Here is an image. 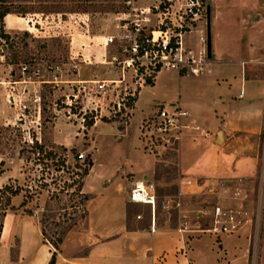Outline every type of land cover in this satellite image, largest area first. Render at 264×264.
Instances as JSON below:
<instances>
[{"label":"rangeland","instance_id":"obj_1","mask_svg":"<svg viewBox=\"0 0 264 264\" xmlns=\"http://www.w3.org/2000/svg\"><path fill=\"white\" fill-rule=\"evenodd\" d=\"M64 3L71 2L64 1ZM91 3L103 6L113 4L115 8L113 12L86 9L85 12L75 13H29L22 17L23 19H20L21 16L18 15H7V24L5 23L4 29L11 36L9 42L12 44V51H5L0 55V187L11 183L13 187L19 185L22 188L11 197L9 204L11 208L6 211V214L17 215L20 218V214L27 215L26 211L29 210L37 223L43 218L42 213H48L47 209H51L53 215L45 223L47 238L52 237L53 231L62 230L73 218L76 219V224L72 226L65 245L61 246L68 253L73 252L74 249H81L80 241L84 235L86 223L85 215L81 217L84 207L82 206L80 210L70 208L73 201L70 200L71 197L66 194L65 189L59 192L66 186L64 181L71 183L72 176L69 177L61 168L57 170V158L65 154L66 165L73 169L76 162L75 156L77 157L79 152L85 155L83 160L77 159L80 164L92 161L91 147H93L95 167L89 183L92 186L96 185L94 180H97L102 166L105 164L112 167L121 157L119 145L112 136V131L114 128L121 130L128 126L135 97H125L126 108L123 109L121 106L120 112H114L115 102L120 101L118 98L124 95L122 86H116L117 82L107 83L106 93L78 94L76 102L72 94L77 93L79 81L117 80L118 70H121L120 61L129 56V45L134 38V35H128L129 32L123 27L125 21L117 19L118 14L127 12L139 14L140 10L148 7L153 10L157 0H94ZM261 3H264V0H205L206 6H210L211 36L215 39V50L218 49L217 51H222L224 54L231 44L230 36L235 47H251L250 51L254 49L244 56L245 72L252 77L264 76L262 64L264 39L260 38L261 35L262 38L264 37V23H256L254 20L242 21L239 14L248 6L255 7ZM34 5L36 6L37 2H34ZM227 11L237 12L229 23H226L224 19V13ZM149 16L151 20L143 27V35H151L150 31L156 23L155 16L153 14ZM20 23L24 25L21 30ZM222 30L227 36L221 39ZM193 31L199 32L198 37H204L206 46V15L196 23ZM109 36L113 37L111 43L106 42ZM201 44L199 41L191 48L196 50ZM212 51H214L213 48ZM216 52L214 51L209 59V68L217 56ZM12 55L17 63H9ZM24 63L30 69L34 67L39 69V74L34 77L35 82H22L20 64ZM125 71L134 83L132 68H125ZM232 72L234 71L224 70L218 73L214 69L212 73L205 72L200 78L185 75L181 84L183 94L193 98L201 95L213 98L216 93L212 82L214 76L226 77ZM173 77L171 72L166 70L161 72L159 88L163 92H170L164 84L173 82V93H178L179 83L174 81ZM147 81H152L151 77ZM132 87L133 89L128 90L137 94L139 86L133 84ZM201 87H203L202 94H200ZM119 89L122 91L116 98V91ZM37 90L41 95L39 104L33 101V93ZM150 98H152L150 91L143 90L141 104H148ZM20 99L29 107L23 112L20 110ZM95 122L99 126L93 128ZM63 136L78 138V144L66 147V153L60 149L64 146L59 143ZM34 141L44 145L47 150L56 151L57 156L50 158L44 155L45 153L32 152L30 147ZM246 141L258 144L259 165L254 178L255 191H251L250 199L247 202L243 201L240 207L252 213L253 237L249 247L248 264H260L259 244L264 202L261 203V214L257 221L254 208L259 188L260 195L262 197L264 195V144H261L264 143V138L260 142L258 137L248 135ZM178 150H167L161 155L149 154L155 170L154 178L150 179L156 185L155 223L160 228L178 229L187 224L202 230L209 226L210 215L198 217L197 213L204 214L210 209L212 196L204 193L202 187L198 189L201 192H181V190L190 191L191 188L180 183V176L184 174L178 167ZM54 178H58L57 183L52 182ZM128 180L132 181L130 178ZM201 180L200 178L197 181L200 183ZM221 180L223 179L218 181ZM43 183H46V186H43ZM129 187L130 185L125 183L122 188L127 201ZM28 189L30 192H27ZM67 189L71 191L70 188ZM52 193H58L60 199L52 198ZM25 195L28 198L24 204ZM134 206L132 211L141 215L140 219L137 218L139 224L147 223L150 217L152 219L150 205L137 203ZM90 207L93 210V205ZM64 219L67 220L64 221ZM51 221L52 223L61 222V225L53 227L52 224L47 223ZM208 236L214 238L210 233L204 234L203 238ZM11 244L13 247L11 254L16 259L19 251L17 236H13ZM8 257L10 259V255ZM46 258V251H40L35 258V264L44 262ZM8 261L4 264H9Z\"/></svg>","mask_w":264,"mask_h":264},{"label":"crops","instance_id":"obj_2","mask_svg":"<svg viewBox=\"0 0 264 264\" xmlns=\"http://www.w3.org/2000/svg\"><path fill=\"white\" fill-rule=\"evenodd\" d=\"M235 14L237 12L234 11L224 13L225 22L233 20ZM239 15L242 21L254 20L256 23H264V3L255 7L248 6ZM4 22L7 24V16ZM22 28L24 25L20 23V30ZM197 34L198 31H191L186 36L185 43L188 47L199 43L201 36L198 37ZM220 35L221 39L227 36L224 30ZM260 38L264 39L262 35ZM229 39L232 45L230 44L222 54V51L215 50V39L211 36L212 48L217 51V56L210 68L208 65L206 72L212 73L214 69L218 73L224 70L234 71L226 77L214 76L212 82L216 93L213 98H208L207 95L193 98L183 94L181 84L184 77L200 78L204 73L185 76L173 69L166 71L171 72L174 81L179 83L178 93H173V82L164 84L172 93L163 92L159 88V75L163 70L155 75L151 84L142 85L138 89L130 123L124 129L114 128L112 131L121 157L112 167L105 164L102 166L97 180H94V186L89 183L95 167L94 148L91 147L92 166L82 185V192L89 194L90 198L86 202V228L80 241L81 249L68 253L61 248L65 245L70 231L60 246L55 264H248L249 247L253 237L249 215L243 218L241 226L234 233L221 235L219 239L214 235V238H203L204 234L209 233L192 225L186 224L185 228L181 229L158 227L155 219L154 223L152 221L155 210L152 219L150 217L147 223L139 224L141 215L132 211L137 203L127 201L122 193L125 183L131 185L135 179L154 178L153 160L142 148L138 125L140 120L152 111L155 103L167 102H179L189 113L188 127L180 141L177 163L180 172L184 174L180 176V183L191 189L181 192H197L202 186L195 184V180L200 178L201 181L211 184L219 179L233 181L244 178L248 182L246 187L250 193L255 191L254 178L259 165V149L258 144L247 142L246 137L252 135L259 138V135L264 133V76L252 77L246 74L244 56L254 49L250 51L251 47H235L231 36ZM118 71L116 86H122L124 92L126 89H133L128 72L125 71L122 79V72L120 69ZM145 89L150 91L152 98L148 104L143 105L141 101ZM202 90L203 87L200 94ZM120 91L122 90L116 91V98ZM97 122L93 128L99 126ZM77 139L63 136L59 143L69 148L78 144ZM129 178L132 179L131 182ZM187 180H190V183H186ZM92 205L93 210L90 207ZM137 215H140V218L137 219ZM197 216L204 217L209 214L207 211L204 214L198 212ZM153 224L154 230L151 229ZM13 236H17L19 240L16 259H12L11 254ZM42 250L46 251L47 258L44 262L36 264H48L52 247L42 241L40 227L32 216L20 214L18 218L17 215H5L0 235V264L7 260L9 264H35V258ZM259 259L260 264H264V212Z\"/></svg>","mask_w":264,"mask_h":264},{"label":"built area","instance_id":"obj_3","mask_svg":"<svg viewBox=\"0 0 264 264\" xmlns=\"http://www.w3.org/2000/svg\"><path fill=\"white\" fill-rule=\"evenodd\" d=\"M153 8V10L149 7L143 10L139 9V14L131 12L118 14L117 19L125 21L123 27L129 32L128 35H134L129 45V56L120 61L121 78L124 77L125 68L131 67L134 75L133 84H137L140 88L148 83L147 79L150 77L153 80L160 70L173 69L185 75L205 73L208 70L209 59L204 37H200L199 40L202 44L196 50L188 47L185 43L186 36L195 28L196 23L206 15L205 0H157ZM149 14L155 16L156 23L150 31L151 35H143V27L151 20ZM106 42H113V37H107ZM262 64L264 65V60ZM20 71L23 75L22 82L33 83L35 82L34 77L39 74L38 68L30 69L25 63L20 64ZM115 82V80L79 81L76 88L77 93H73L72 97L76 102L79 97L78 94L106 93L107 83ZM135 95L134 92L126 89L124 95L118 98L120 101L115 102L116 109L114 112H120L121 106L123 109L126 108L125 97ZM33 101L38 104L41 102V95L38 90L33 93ZM28 108V105L20 99V110L23 112ZM188 118V111L181 107L179 102L155 103L152 111L145 115L138 125L143 150L147 154L154 155H161L167 150L177 151L184 130L188 127ZM84 158V153L79 152L77 154L78 160ZM197 180H195V184L202 186L204 193L212 196L211 207L207 210L210 215L209 226L203 228L202 231L214 235L217 239L221 235L232 234L237 231L246 215H249L252 223V213L250 214L247 209L244 210L240 207L243 201L247 202L250 199V191L246 187L248 182L244 178L233 181L221 180L214 184L205 181L199 183ZM187 183H190V180H187ZM128 201L148 204L152 207L153 213L156 205L154 181L133 180L128 191ZM262 201L264 202V199L260 195L259 188L254 208L256 221L261 214ZM136 217L140 218V215ZM152 221L154 223V218ZM185 226L179 229L185 228ZM151 229L154 230V224Z\"/></svg>","mask_w":264,"mask_h":264},{"label":"trees","instance_id":"obj_4","mask_svg":"<svg viewBox=\"0 0 264 264\" xmlns=\"http://www.w3.org/2000/svg\"><path fill=\"white\" fill-rule=\"evenodd\" d=\"M64 1H70V4H65ZM34 2H37V5H34ZM78 2V3H77ZM94 2V0H0V55L4 54L5 51H12V44L9 42L11 36L9 33L5 31V22L4 18L7 16V14H15L21 17H24L27 14L32 13H41V14H48V13H75V12H85L86 9H92L93 11H103V12H113L115 6L113 4L108 5H97ZM10 59V57H9ZM10 64L17 63V61L14 60V56L12 55V59L9 61ZM152 81H148L147 84H151ZM259 138L262 142L264 138V133L262 132L259 135ZM31 151L36 152L38 154H43L50 157L55 158L57 156V152L54 150H47L46 147L37 141H34L31 145ZM60 149L66 153L67 148L65 146H61ZM73 152V150H70ZM20 152V151H19ZM76 162L74 163V168L71 169L70 166L66 165L67 159L66 155L58 156L57 158V170H60L61 168L63 172H65L69 177L72 176L71 183H66L64 181V184L66 185L65 188H62L59 190V192H62L61 190L65 189L66 194H68L69 197H71L70 200L72 201V204L70 205V208L75 210L82 209V215L83 217L87 215L86 210V202L90 198L89 194L82 192V185L84 182V178L88 174L89 169L92 166V161L86 162V164H80L77 160V157L75 156ZM78 168V170H76ZM62 177V176H61ZM58 178L52 179V182L57 183ZM62 179V178H60ZM43 186H46V183L42 184ZM29 187V186H28ZM67 188H70V192ZM22 188H20L19 185H16L13 187L11 183L5 184L0 187V235L3 227V220L6 215V211L10 209V199L13 195L17 194ZM27 192H30L29 189ZM38 192V191H36ZM53 197L57 200L60 198L58 197V193H52ZM28 196L25 195V199L23 203L25 204ZM31 198V197H30ZM77 198V200H76ZM48 213L43 212L42 219H39L37 221V224L40 227V231L42 234V241L44 243H48L52 247L51 251V257L48 262V264H55L56 255L60 251V246L64 239L67 237L68 233L72 230V226L76 224V219H72V221L66 226L63 227L60 231H53L52 237L47 238L46 231H45V223L46 221H49L52 217L53 213L51 212V209H47ZM27 215H33L31 211H26ZM66 213H64L65 215ZM84 214V215H83ZM46 216V217H44ZM128 217V215H127ZM150 217V216H149ZM70 219V218H69ZM150 219V218H149ZM67 219H64L66 221ZM47 222L49 224H52L53 227H58L61 225V222L59 223H52ZM129 228V224L127 226ZM54 235V236H53ZM12 259H14L12 257Z\"/></svg>","mask_w":264,"mask_h":264},{"label":"water","instance_id":"obj_5","mask_svg":"<svg viewBox=\"0 0 264 264\" xmlns=\"http://www.w3.org/2000/svg\"><path fill=\"white\" fill-rule=\"evenodd\" d=\"M206 52L208 59L212 57V44H211V14L210 6L206 9Z\"/></svg>","mask_w":264,"mask_h":264}]
</instances>
